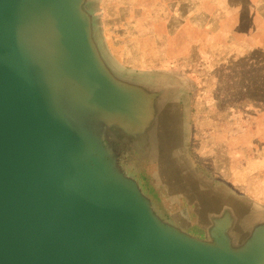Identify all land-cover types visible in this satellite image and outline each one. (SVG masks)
Segmentation results:
<instances>
[{
    "label": "water",
    "instance_id": "water-1",
    "mask_svg": "<svg viewBox=\"0 0 264 264\" xmlns=\"http://www.w3.org/2000/svg\"><path fill=\"white\" fill-rule=\"evenodd\" d=\"M98 0H0V264H264V210L186 151L189 81L108 54ZM139 155L167 221L125 167Z\"/></svg>",
    "mask_w": 264,
    "mask_h": 264
},
{
    "label": "rangeland",
    "instance_id": "rangeland-1",
    "mask_svg": "<svg viewBox=\"0 0 264 264\" xmlns=\"http://www.w3.org/2000/svg\"><path fill=\"white\" fill-rule=\"evenodd\" d=\"M190 4L195 10H206L207 31L200 29L189 39L174 42L169 41L168 31L173 26V0H128L126 19L138 28L123 34L113 31L109 18L117 13L105 2L103 8L112 12L105 10L104 16L106 29L113 31L108 38L112 52L127 70L174 72L188 80L184 105L192 99L194 104L228 105L238 108L239 119L247 120V125L252 116L260 120L263 116L257 115L254 104L261 102L264 91V0H191ZM248 131L251 135L250 127ZM191 153L190 162L202 175L212 172L204 170L211 162L200 161L192 146ZM206 177L220 185L219 180Z\"/></svg>",
    "mask_w": 264,
    "mask_h": 264
},
{
    "label": "crops",
    "instance_id": "crops-1",
    "mask_svg": "<svg viewBox=\"0 0 264 264\" xmlns=\"http://www.w3.org/2000/svg\"><path fill=\"white\" fill-rule=\"evenodd\" d=\"M190 1L173 0L171 12L173 26L171 30L168 29L169 41L177 42L180 37L189 39L193 32H200V29L207 31L206 10L202 11L200 8L195 10L191 7ZM105 2L114 9L113 13H117L112 15H115L114 18H109V22L115 26L114 32L123 34L128 29L137 30L138 26L126 19L124 12L128 0H98L97 10L107 52L121 68L127 70L121 65L108 43L109 35L113 31L106 29L104 16L105 10H108V14L112 12L108 8H103ZM178 2L181 3L176 7ZM213 17L216 20L218 15L214 14ZM128 71L144 72L130 68ZM262 97L258 103L261 105L254 104L256 105L254 109L259 111L257 115L263 117L259 120L252 116L249 125L247 120L239 119L237 107L194 104V99L189 105H184V121L189 159L193 160L192 146L200 161L211 162V165H204L206 166L204 170L209 169L213 173L204 172L203 176L219 180L221 187L227 192L236 194L252 207L264 210V91ZM249 127L252 130L251 135Z\"/></svg>",
    "mask_w": 264,
    "mask_h": 264
},
{
    "label": "flooded vegetation",
    "instance_id": "flooded-vegetation-1",
    "mask_svg": "<svg viewBox=\"0 0 264 264\" xmlns=\"http://www.w3.org/2000/svg\"><path fill=\"white\" fill-rule=\"evenodd\" d=\"M140 158L136 154L128 157L125 166L141 182L142 186L152 197L158 207L159 213L167 221H172L171 215L175 213L189 216L192 226L187 232L193 237L204 238L202 231L196 225L195 216L192 212L193 209L188 207L184 200H180L178 204H172L173 198H169L167 192L162 188H158L152 179V175L155 172L154 167L141 163Z\"/></svg>",
    "mask_w": 264,
    "mask_h": 264
}]
</instances>
